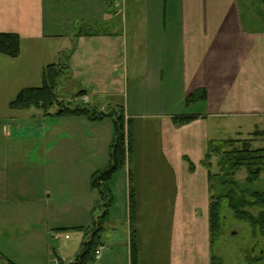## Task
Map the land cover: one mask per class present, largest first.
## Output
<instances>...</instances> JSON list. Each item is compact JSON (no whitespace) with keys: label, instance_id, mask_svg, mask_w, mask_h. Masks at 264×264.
<instances>
[{"label":"crops","instance_id":"crops-1","mask_svg":"<svg viewBox=\"0 0 264 264\" xmlns=\"http://www.w3.org/2000/svg\"><path fill=\"white\" fill-rule=\"evenodd\" d=\"M110 2L112 13L104 0H0V33L13 32L20 37L17 57L0 54V102L10 103L21 89L40 86L43 69L63 63V69L59 68L65 76L63 86L75 85L77 92L84 91L87 104L95 110L122 108L126 120H165L160 127L163 153L174 174V220L181 224L180 232L172 226L169 254L173 258L180 252L186 257L185 247L179 249L178 245L186 233V217L197 207L195 197L203 200L201 205L210 201V182L201 163L206 144L222 140L219 135L227 126L221 121L224 118L236 123L235 133L247 131L250 136L255 130H264V10L255 0ZM198 90H204L205 97L187 102L186 97ZM174 101L176 107L169 110ZM174 117L192 118L175 122ZM86 118L82 117L83 133L93 140L97 135L89 130ZM38 120L45 128L35 129L32 136L29 169L37 182L33 186L26 187L22 178V167L28 163L21 150L26 132L0 127V238L5 242L20 237L32 249L42 243L50 247L47 236H53L56 229L51 196L57 136L50 130L56 120L39 115ZM112 138L113 127L108 143ZM185 160L194 164L193 173ZM130 180L128 169L113 187L116 192L121 185L120 212L109 207L100 256L93 264H130ZM149 189L152 191L151 181ZM132 190L135 199L137 192ZM149 198L156 197L149 192ZM9 205L11 213H7ZM90 205L88 201L75 215L71 229L91 225L98 213L88 223ZM137 211L136 207L140 263L148 254L155 256L161 243L155 225L150 232L140 226ZM9 227L17 229L19 236L5 234ZM79 235L82 240L81 231ZM151 242L156 245L154 252L150 251ZM53 254L56 264L58 259L70 262L74 258L63 257L62 251L53 250ZM6 260L14 263L9 257Z\"/></svg>","mask_w":264,"mask_h":264},{"label":"rangeland","instance_id":"rangeland-1","mask_svg":"<svg viewBox=\"0 0 264 264\" xmlns=\"http://www.w3.org/2000/svg\"><path fill=\"white\" fill-rule=\"evenodd\" d=\"M104 1L109 13H112L113 4L110 0ZM255 2L258 3L259 7H263L264 10L263 0H255ZM84 28H88V26H84ZM61 67H64L63 63ZM64 80L65 76L63 73L58 78V87L56 89L57 101L51 107L47 108V110L36 106L13 109L10 107V103H4V100L3 103L0 102V114H2L0 115V122H3L0 123V127L26 132L24 136L25 144L21 147V150H23L22 153L24 152L25 155V162L28 161L22 167V178L26 187L28 185H36L37 183L33 177L32 169L29 168L32 167L31 164L33 162V132L35 129L45 128L42 127V124L38 125V115L41 119L44 116L46 119L50 116L53 120H56L50 126L51 134L57 136L55 149L53 150L56 158V169L52 187L53 195L51 196V206L54 207V224L56 229L53 232V236L51 234L47 236L50 240V247H46L45 243H42L44 245L38 249L26 247L21 242L20 237L19 239L13 237L5 242H2L0 238V255L4 259L9 257L15 264H56L54 261L56 257L53 254V250L59 253L62 251V256L67 259L73 258L81 240L79 235L80 231L71 229L72 222L75 221L73 219L82 210V207L90 201L91 211L90 215L87 216L89 223L92 217L96 215L94 208L98 202L100 203L98 190L92 189L91 187V176L98 170H104L107 167L109 157L107 151L110 147L107 139L112 131L113 120L109 116L105 117V120L101 123H93L88 119L89 130H95L94 132L97 135L93 140H88L82 129L85 127L84 123H82L85 121H82L84 115H55L58 109L73 107L75 104L88 103L80 101V98L84 96L77 95L78 92L75 85L64 87ZM1 93L2 91L0 95ZM2 96H5V93ZM6 96H9V93ZM175 107L176 102L174 101L170 105L169 110H174ZM103 111L108 110L105 109ZM163 121L165 120L161 118L130 120L132 147L130 162L126 160L121 169L113 174V182L110 183L112 178L108 182L112 197L114 198L111 203L112 211L119 214L121 208V185L118 186L120 192L118 188L115 192L113 187L116 186V183H119L120 179L123 180L129 169L131 171V189H135L137 192L135 199V195L133 196V208L134 202V209L136 210V207L138 208L137 221L141 223L140 226L144 231L150 232L153 225L157 228V242L161 243L160 251H157L155 256L153 253L148 254L144 258V261H140L139 264H206L208 255L210 254L219 257L223 264H264V239L257 234L253 236L254 234L249 223L234 216L227 200H223L220 206L219 237L213 243L210 242L208 220L209 203L208 205H201L199 201L203 202V200L199 197H195L197 207L193 214L186 217V233L180 236L178 243L179 249L181 245L185 247L186 254L183 255L186 257H182L180 252H177L173 258L170 257L168 241H170L172 226L174 224L175 231L179 229L180 232L181 224L178 223L179 220H174V212L172 210L176 190L174 178L173 182L171 181V177L174 174L168 170L163 153V149L165 151V142L160 129ZM221 121L227 125L219 135L222 140L227 138L249 137L247 131L235 133L236 123L230 122V118H224ZM26 138L30 139L26 140ZM239 145L238 142L237 144L222 143L220 144V151L231 150L233 147ZM252 146L264 147V135L256 136ZM205 147V151H207L208 143ZM218 158L219 156L215 154H211L209 158L211 162L209 170L211 173L219 171L217 166ZM202 162L204 161L202 160ZM191 164L193 170L189 169L188 164V169L191 171L190 174L194 172V164ZM11 166L14 167V165ZM245 174V170L240 169L234 174L233 179L243 182ZM220 180H216L218 184ZM150 181L152 191L149 189ZM250 187L257 190L264 189V172H262L260 177ZM227 189L228 186L223 189V192ZM218 191H222L221 186L215 184L214 189L210 193L217 194ZM149 192L153 193V196L156 198L151 200L149 198ZM25 203L29 205L28 201H25ZM11 210L12 207L9 205L7 213H11ZM249 212L256 215L258 209L253 207L249 209ZM134 226L136 227V220ZM6 231L8 232L5 234L19 236L17 229L13 227L7 228ZM109 231L113 232V227ZM66 234L68 238L64 237ZM147 235L148 233L145 234V237ZM151 245L152 250L150 248V251L154 252L156 245H154V242H151ZM188 249L189 253L187 252ZM174 250H177L175 238ZM114 251L120 252V250ZM156 259H160V262H156ZM59 260L56 261L59 262Z\"/></svg>","mask_w":264,"mask_h":264},{"label":"trees","instance_id":"trees-1","mask_svg":"<svg viewBox=\"0 0 264 264\" xmlns=\"http://www.w3.org/2000/svg\"><path fill=\"white\" fill-rule=\"evenodd\" d=\"M264 1V0H263ZM20 53V37L17 33H0V54L8 57H17ZM62 63L46 66L41 74V85L38 87H27L21 89L14 99L10 102L13 109H23L36 106L47 110L57 101L58 78L62 74ZM84 91H79L77 95H83ZM205 97L204 90H198L186 97L187 102H193ZM55 115L87 116L90 120H101L109 116L113 120V138L110 144V156L107 167L104 170L95 172L91 176V187L97 189L100 196V203L94 208L98 213L94 217L91 225L74 227L83 233L81 243L74 258L70 262L62 261L57 264H93L96 261L95 251L99 248L100 238L104 232V222L108 216V209L112 203V194L108 186L113 174L118 171L126 160L131 157V134L130 120L124 117L123 109L110 111H97L88 104H75L73 107L58 109ZM192 117H174L175 122L187 121ZM264 135V130H255L248 138H227L223 140L209 141L202 166L206 168L210 182V190L214 185L221 186L222 191L217 194H210L209 202V232L210 242L213 243L219 237L220 206L223 200H227L234 216L246 221L251 226L253 236L256 234L264 239V189H252L251 184L256 181L264 172V147H253L255 137ZM242 139V140H241ZM219 142V143H216ZM239 146L231 150L220 151V144L235 143ZM211 154L218 155L217 166L219 171L211 173ZM189 162V161H187ZM189 169L193 170L189 162ZM240 169L245 170L244 181L233 179L234 174ZM221 178V180H220ZM215 180V181H214ZM216 180H220L219 184ZM228 189L223 192V189ZM133 190L129 189V255L130 264L139 263V246L135 224V210L133 208ZM257 208L258 212L253 215L249 212L250 208ZM0 263L14 264L0 255ZM208 264H223L222 260L214 254H210Z\"/></svg>","mask_w":264,"mask_h":264},{"label":"built area","instance_id":"built-area-1","mask_svg":"<svg viewBox=\"0 0 264 264\" xmlns=\"http://www.w3.org/2000/svg\"><path fill=\"white\" fill-rule=\"evenodd\" d=\"M87 100H88L87 97L80 98V101L83 102V103H87V102H88ZM64 237H65V238H68V235L66 234ZM100 250H101V249L98 248V249L95 251V257H96V259L99 258V256H100Z\"/></svg>","mask_w":264,"mask_h":264}]
</instances>
